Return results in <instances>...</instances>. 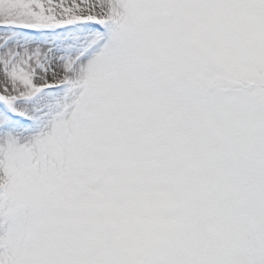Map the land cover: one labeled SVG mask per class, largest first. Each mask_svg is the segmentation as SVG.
I'll use <instances>...</instances> for the list:
<instances>
[{
    "label": "snow or ice",
    "instance_id": "obj_1",
    "mask_svg": "<svg viewBox=\"0 0 264 264\" xmlns=\"http://www.w3.org/2000/svg\"><path fill=\"white\" fill-rule=\"evenodd\" d=\"M0 264H264V0H0Z\"/></svg>",
    "mask_w": 264,
    "mask_h": 264
}]
</instances>
